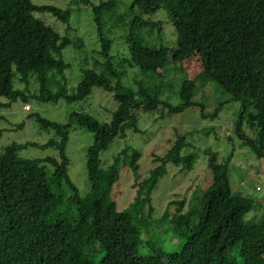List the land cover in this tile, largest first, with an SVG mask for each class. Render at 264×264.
I'll return each mask as SVG.
<instances>
[{"label":"trees","instance_id":"16d2710c","mask_svg":"<svg viewBox=\"0 0 264 264\" xmlns=\"http://www.w3.org/2000/svg\"><path fill=\"white\" fill-rule=\"evenodd\" d=\"M115 6V0L93 6L98 57L68 92L65 70L69 64L62 51L71 40L34 14L51 11L65 21L68 11L31 0H0V97L6 99L0 105L9 107L19 97L23 102L81 100L94 86L111 92L116 101L107 122L73 111L68 121L58 123L31 111L28 117L40 127L52 128L61 142L49 138L43 144L13 142L4 147L0 153V264H264V209L257 217L247 216L255 199L232 191L228 163L218 162L214 152H207L211 181L186 209L184 199L173 201L176 207L163 220L161 232L175 239L178 248L174 251L161 245L160 238L144 242L141 229L153 211L151 192L164 176L168 162L178 160L179 149L186 145L184 139L178 135L163 155H154L156 164L144 180L140 205L136 202L118 208L113 191L120 168L127 166L137 174L141 152L127 144L112 156L107 167L100 164V153L125 137L127 130L145 132L140 128L141 113H151L160 104L168 113L190 106L203 109L193 95L197 80L206 82L209 78L241 103L237 132L240 135L245 122L255 134L251 145L264 156V0H132L125 36L128 52L121 60L110 53L112 40L101 23V14ZM160 6L168 10L177 32L176 46L170 49L150 46L139 36L143 28L158 25L144 16ZM82 45V40L75 44ZM169 51L175 65L192 57L202 65L193 78H182L178 105L160 99L161 79L153 88L143 84L138 97L126 91L121 67H138L162 78ZM16 79L24 84V90L14 86ZM32 83L36 87L30 93ZM218 110L219 106L210 115L216 116ZM73 122L92 133L86 148L89 190L84 195L68 174L70 159L63 145ZM27 146H53L57 156H19ZM193 159L192 154L184 157L187 168ZM82 219L87 222L79 225Z\"/></svg>","mask_w":264,"mask_h":264},{"label":"rangeland","instance_id":"374dc122","mask_svg":"<svg viewBox=\"0 0 264 264\" xmlns=\"http://www.w3.org/2000/svg\"><path fill=\"white\" fill-rule=\"evenodd\" d=\"M31 1L58 7L69 13L65 21L57 18L51 11H37L34 14L61 36L71 40V43L63 49L62 55L69 64L65 70L67 91L72 92L80 81L83 70L93 68L94 61L98 57L96 50L99 35L93 6L108 0ZM115 1V8L101 14V23L103 32L112 40L110 53L119 60L128 52L125 36L129 31L131 17L129 6L132 0ZM144 17L158 22V25L145 27L139 32V36L146 44L155 47L165 46L169 49L176 46V28L165 7L160 6L154 13ZM80 40L83 45L76 47L75 44ZM168 58L169 62L161 69L164 73L162 78H158L152 72L142 71L138 67L129 65L121 67L123 87L127 92L135 93L134 95L138 97L137 92L143 84L153 88L161 79L160 99L170 105H178L180 103L178 88L182 78H193L202 65L197 57H192L180 63L184 68L181 71L180 64L175 65L171 62V51ZM203 80H197L193 95V100L202 103L203 109L200 106H190L177 113H168L167 108H163V104H160L157 110L141 113L139 116L140 128L145 131L144 133L127 130L125 137L114 140L100 153V164L107 167L113 160L112 156L124 145L131 144L141 152L138 159L140 169L136 175L127 166L120 168V177L113 194L118 208L122 209L131 203L137 202L140 205L139 198H143L144 195V180L148 177V170L156 164L154 155H163L178 135L184 139L186 145L179 149L178 160L175 162L172 159L168 162L164 176L159 179L151 192L153 211L151 218L141 229L144 242L150 238H160V244L167 246L170 251L176 250L178 246L175 244V239L161 232L165 226L163 220L176 207L173 201L184 199L186 209L187 203L195 199L200 189L211 181V172L207 168L208 151L216 154L218 162L228 163L232 191L255 199L254 207L247 216L257 217L264 209V156L257 154L251 145L250 139H253L255 134L245 122H242L240 135L237 132L241 103L233 100L230 92L215 79L209 78L206 82ZM14 86L24 90V84L17 79L14 81ZM35 87L34 83L29 85L30 93ZM5 100L4 97H0V103ZM26 103L30 104L28 111L23 107ZM217 106L219 110L216 116L212 117ZM115 107L116 101L112 93L98 86H94L85 98L70 102L63 98L57 102H38L34 99L23 102L19 97L12 101L9 107L0 105V153L4 147L13 142L34 141L43 144L49 138L61 142L60 136L52 128L40 127L33 117H28L31 111H38L47 119L58 123L68 121V116L73 111L87 112L99 121L107 122ZM91 141L92 133L74 122L63 140L70 159L68 174L83 195L89 190L86 148ZM18 154L24 158L57 156V150L53 146L46 148L27 146ZM190 154L194 159L191 161V168H187L184 157L186 155L189 157ZM144 209L146 213L149 212L148 204L144 205ZM85 222L87 219H82L79 225ZM76 231L80 233L77 228Z\"/></svg>","mask_w":264,"mask_h":264},{"label":"built area","instance_id":"2783aa9c","mask_svg":"<svg viewBox=\"0 0 264 264\" xmlns=\"http://www.w3.org/2000/svg\"><path fill=\"white\" fill-rule=\"evenodd\" d=\"M23 107H24L25 111H28L30 109V105L29 104H25Z\"/></svg>","mask_w":264,"mask_h":264},{"label":"clouds","instance_id":"9594fccd","mask_svg":"<svg viewBox=\"0 0 264 264\" xmlns=\"http://www.w3.org/2000/svg\"><path fill=\"white\" fill-rule=\"evenodd\" d=\"M26 104H29V103H26ZM30 105V104H29Z\"/></svg>","mask_w":264,"mask_h":264}]
</instances>
